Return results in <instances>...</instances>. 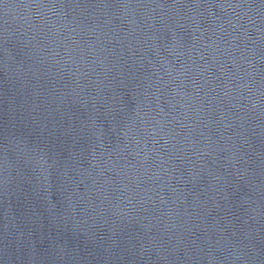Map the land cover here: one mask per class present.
I'll use <instances>...</instances> for the list:
<instances>
[{
    "label": "water",
    "instance_id": "water-1",
    "mask_svg": "<svg viewBox=\"0 0 264 264\" xmlns=\"http://www.w3.org/2000/svg\"><path fill=\"white\" fill-rule=\"evenodd\" d=\"M0 264H264V0H0Z\"/></svg>",
    "mask_w": 264,
    "mask_h": 264
}]
</instances>
